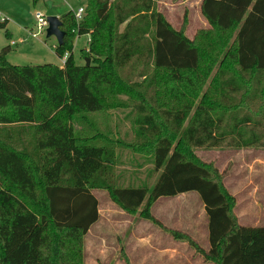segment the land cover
Returning a JSON list of instances; mask_svg holds the SVG:
<instances>
[{
	"label": "trees",
	"instance_id": "obj_1",
	"mask_svg": "<svg viewBox=\"0 0 264 264\" xmlns=\"http://www.w3.org/2000/svg\"><path fill=\"white\" fill-rule=\"evenodd\" d=\"M85 1L81 20L59 18L61 71L13 66L8 49L0 56V264H84V238L100 218L95 190L185 241L201 264H264V227L240 225L222 175L197 155L264 150V0H201L209 27L192 39L155 0ZM81 36L89 66L72 55ZM120 96L136 113L126 147L151 165L134 186L117 171L122 143L93 118L122 107ZM188 193L203 206L206 250L151 214L159 199Z\"/></svg>",
	"mask_w": 264,
	"mask_h": 264
},
{
	"label": "rangeland",
	"instance_id": "obj_2",
	"mask_svg": "<svg viewBox=\"0 0 264 264\" xmlns=\"http://www.w3.org/2000/svg\"><path fill=\"white\" fill-rule=\"evenodd\" d=\"M40 1L36 5L33 0H0V19H5V28L0 29V52L8 49L6 61L13 66H41L53 64L63 66L54 51L57 42L54 37L46 38L43 30L38 39L30 37L29 33L38 32V24L34 17L39 13L44 18L61 17L69 11L85 8V0H49ZM155 8L160 11L170 25L178 30L186 21L185 34L190 38L198 30L206 29L198 0H155ZM15 45H11V42ZM89 38L81 36L75 40L72 55L78 65H84L86 59L83 52L87 50ZM142 78L134 81L140 82ZM122 107L106 113L94 115V123L106 132L109 130L112 138L122 143L117 145L119 156V172H122V186H134L145 181L146 173L151 169L147 160L135 156L126 146L134 143L135 109L128 98L120 96ZM197 155L205 162H211L223 177V183L228 192L235 197V214L242 226L264 227V150L261 149H199ZM155 178H150L152 184ZM94 196L99 201L100 223L91 230L85 240L86 264H124V259L130 264H201L202 257L185 241H177L172 236L160 235V230L151 223L141 224L136 219L127 218L111 204L103 191L95 190ZM191 197L162 199L152 209L153 216L163 225L185 230L194 218L196 235L192 240L201 249H207L202 230V211L200 205L195 206ZM188 202V203H187ZM191 206V207H190ZM176 224V226L174 224ZM147 224V225H145ZM150 226V227H149ZM153 228V230H151ZM158 230V231H157ZM142 232L143 241L134 239ZM142 246L137 249L135 245Z\"/></svg>",
	"mask_w": 264,
	"mask_h": 264
},
{
	"label": "crops",
	"instance_id": "obj_3",
	"mask_svg": "<svg viewBox=\"0 0 264 264\" xmlns=\"http://www.w3.org/2000/svg\"><path fill=\"white\" fill-rule=\"evenodd\" d=\"M198 3H199V10H200V3H201V0H198ZM200 13V12H199ZM200 15H201V13H200ZM201 17H202V15H201ZM60 18V17H59ZM202 19H203V21L205 22V24L207 25V28L209 27L208 26V24H207V22L205 21V19L202 17ZM206 28V29H207ZM189 39H192L193 37H189L187 34H185ZM195 35V34H194ZM0 56H2V52H0ZM8 62V61H7ZM94 194V193H93ZM184 196H187V197H191L192 198V203L195 205V206H198V205H200L201 204V202L199 201V199H198V197H197V195L196 194H194V193H188V194H182V195H180V196H178V197H184ZM178 197H176V198H178ZM176 198H162V199H176ZM162 199H159L157 202H155V204L152 206V209L154 210V208H155V206L157 205V203L160 201V200H162ZM99 202V201H98ZM188 203V202H187ZM100 206V205H99ZM114 207L117 209V211L119 212V213H121V214H123V215H125L128 219L129 218H133V219H136V217H138L137 215L136 216H129V215H126L125 213H123V212H121L114 204H109L108 205V208H109V211L111 212V211H113V209H114ZM191 207V206H190ZM200 208H201V210H203V206H202V204L200 205ZM152 209H151V214H152ZM100 210H99V208H98V212H99ZM99 215H100V212H99ZM152 216H153V214H152ZM154 217V216H153ZM139 218V217H138ZM155 218V217H154ZM156 219V218H155ZM100 220H101V215H100V218H99V221L95 224V225H93L91 228H90V230L88 231V233L86 234V236H85V238H84V244H85V240H86V237L88 236V234L91 232V230H93V228H95L99 223H100ZM139 220H140V222H141V224L142 225H144L143 223H142V221L143 222H145V223H150V222H148V221H145V220H142L141 218H139ZM156 220H158V219H156ZM159 221V220H158ZM160 222V221H159ZM161 224H162V222H160ZM174 224V223H173ZM145 225H147V224H145ZM163 225V224H162ZM175 226H176V224H174ZM198 225L199 224H196V220L194 219V218H192L191 220H190V223L188 224V227L185 229V230H187L188 232L187 233H190L191 235H192V237H194V235H196V233H197V231H196V228L198 227ZM151 226H153V224L151 225ZM163 226H165V227H167V228H169V229H171V230H175V231H178V232H182V233H184V234H186L187 235V233H185V232H183V231H181L178 227L177 228H174V227H169V226H166V225H163ZM202 230H203V236L205 237V240H206V231H207V229H206V220H205V217H204V211H202ZM150 227V226H149ZM156 227V226H155ZM158 228V227H157ZM159 230H160V232L158 231V232H156V234L158 235H160L161 233H163V235L164 236H166V237H168V235L169 234H167V233H165V232H163L160 228H158ZM151 230H153V228H151ZM142 232H139V233H137V235L136 236H134V239L137 241H139V243H141L142 241H143V236H142ZM190 234H188V236L191 238V239H193L192 237H191V235ZM195 238V237H194ZM137 241V242H138ZM208 245V244H207ZM135 247L137 248V249H141V247L142 246H138V244L137 245H135ZM204 250V249H203ZM206 250V249H205ZM125 260H127V259H124V264H125ZM84 264H86L85 263V249H84Z\"/></svg>",
	"mask_w": 264,
	"mask_h": 264
},
{
	"label": "water",
	"instance_id": "obj_4",
	"mask_svg": "<svg viewBox=\"0 0 264 264\" xmlns=\"http://www.w3.org/2000/svg\"><path fill=\"white\" fill-rule=\"evenodd\" d=\"M47 5L49 8H51V2L48 0ZM47 24L48 27L45 31L46 38H51L54 37L57 46H61L63 43V38H64V32L61 30V22L58 17H48L47 18ZM86 66H89V60L86 59Z\"/></svg>",
	"mask_w": 264,
	"mask_h": 264
},
{
	"label": "built area",
	"instance_id": "obj_5",
	"mask_svg": "<svg viewBox=\"0 0 264 264\" xmlns=\"http://www.w3.org/2000/svg\"><path fill=\"white\" fill-rule=\"evenodd\" d=\"M84 14V8H79L77 11L74 12V15H75V19L76 20H81L82 19V16ZM34 17L37 21V24H38V29L36 33H29L30 37L33 38V39H38V36L39 34L47 29L48 27V24H47V18H44L42 15H40L39 13H35L34 14ZM5 19H0V22H4ZM11 45H15V43L12 41L10 43ZM64 61H65V58L62 59V64L64 65ZM63 69V66L59 67V70L61 71Z\"/></svg>",
	"mask_w": 264,
	"mask_h": 264
}]
</instances>
